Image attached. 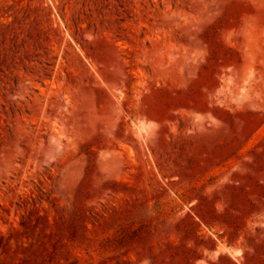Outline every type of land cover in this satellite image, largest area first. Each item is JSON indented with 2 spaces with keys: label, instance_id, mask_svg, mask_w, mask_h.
I'll return each mask as SVG.
<instances>
[{
  "label": "rangeland",
  "instance_id": "374dc122",
  "mask_svg": "<svg viewBox=\"0 0 264 264\" xmlns=\"http://www.w3.org/2000/svg\"><path fill=\"white\" fill-rule=\"evenodd\" d=\"M0 264H264V0H0Z\"/></svg>",
  "mask_w": 264,
  "mask_h": 264
}]
</instances>
